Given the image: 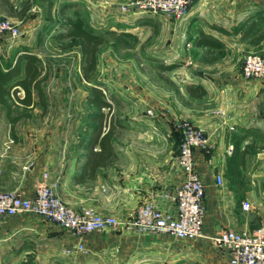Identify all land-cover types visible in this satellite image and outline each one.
<instances>
[{"label":"crops","instance_id":"obj_1","mask_svg":"<svg viewBox=\"0 0 264 264\" xmlns=\"http://www.w3.org/2000/svg\"><path fill=\"white\" fill-rule=\"evenodd\" d=\"M118 1L84 2L96 10L95 21L86 18L83 5L81 13L93 27L108 25L134 33L138 40L135 49L152 34V23L156 22L158 33L151 37L144 53L152 61L181 64L165 70L150 66L146 73L132 59L119 62L108 53L103 63L98 55L94 77L105 85L108 95H114L112 113L123 123L112 137L115 156L104 161L88 158L87 143L79 142L87 139L91 126L92 110H82L80 105L86 103L87 93L56 95L52 99L56 106L46 99L47 117L52 120L49 127L24 129L20 125L23 117L12 126L0 105V189L32 196L35 184L47 172L48 179L56 182L57 194L75 209L88 206L122 222L132 219L145 201L174 210L171 194L184 178L177 161L180 133L175 123L186 118L202 126L208 136L206 148L194 150L205 184L204 231L211 234L224 228L264 226V111L257 105L261 102L259 83L241 74L245 53L263 51L264 38L254 43L249 37L241 38V32H232L264 10V0H193L180 18L163 13L139 17L130 10L116 15L114 2ZM1 3L0 15H5ZM106 13L115 18H102ZM149 18L152 21H145ZM34 22H26L27 27ZM201 31L223 42L224 55L215 57V47L194 43ZM21 44L32 49L33 41L26 35L7 43L0 39V53L5 55ZM34 52L41 57L37 48ZM189 85L195 92L200 91L198 85L206 92L193 94L187 89ZM148 108L152 115L146 113ZM234 142L238 157L247 148L237 179L230 167ZM99 148L95 143L92 150ZM216 174H221V184ZM243 200H249V209L242 208ZM110 229L113 232H105L109 231L106 228L85 233L82 240L89 252L70 254L64 248L78 236L40 215L19 213L0 221V233L22 235L20 240H0V256L7 253L5 248L18 246V257L12 264L27 260L30 264H230L228 256L207 240L127 230L121 224Z\"/></svg>","mask_w":264,"mask_h":264},{"label":"built area","instance_id":"obj_2","mask_svg":"<svg viewBox=\"0 0 264 264\" xmlns=\"http://www.w3.org/2000/svg\"><path fill=\"white\" fill-rule=\"evenodd\" d=\"M192 2L193 0H126L120 8L180 18ZM20 21L1 17L0 35L16 40L22 34ZM241 74L246 79L264 78V50L249 52L244 56ZM103 91L108 98L106 90ZM17 93L20 97L23 96V90ZM146 113L152 115L153 110L148 108ZM175 126L180 133L177 161L184 178L173 188L171 194L176 205L174 210L160 208L145 201L138 206L132 219L122 222L115 215L102 214L88 206L75 209L62 200L56 192V182L50 181L47 172H43L34 186L32 196H25L17 190L0 189V221L19 213L30 212L55 222L78 236L77 241L64 248L70 254L89 252L82 240L85 233L121 224L127 230L168 233L185 240H207L215 250L228 256L230 264H264V226L251 230L224 228L211 234L204 231L205 184L196 166L194 150L206 148L208 136L202 126L186 118L178 119ZM216 181L218 184L222 183L221 174H216ZM250 206L249 200L242 201L243 209H249Z\"/></svg>","mask_w":264,"mask_h":264},{"label":"trees","instance_id":"obj_3","mask_svg":"<svg viewBox=\"0 0 264 264\" xmlns=\"http://www.w3.org/2000/svg\"><path fill=\"white\" fill-rule=\"evenodd\" d=\"M36 1L45 2L46 15L52 17L55 4L53 0H23L19 15L24 16L33 3ZM81 3L78 0H67L59 3L56 6L57 14L60 16L57 21L55 32L52 34L53 38L57 40L66 39L63 47L78 46L80 59L79 69L80 78L88 82L86 103L92 108L89 114L91 121L90 129H88V137L81 138L79 142L85 141L89 152L87 157L97 162L115 156L112 146V137L118 133L123 123L114 117L112 113V102L114 95H105V85L95 79L94 74L97 69V61L99 51L104 44L110 39L114 41L117 48H130L132 45H138L136 35L130 31L108 29L106 31H99L87 22V19L81 13ZM13 6V4L11 5ZM264 10H259L251 15L248 19L235 27L232 32H241V38H248L251 42H258L264 38ZM255 17V18H253ZM145 21H152L150 18ZM152 34L144 40V43L149 41L151 37L158 33V26L153 22ZM224 33L230 31L222 26H215ZM37 35V42L39 41ZM194 43L197 45L204 44L215 47L217 54L215 57L222 56L225 53L223 42L212 34L201 31L195 38ZM143 42L140 44L142 45ZM139 45V46H140ZM180 62H164L159 61L158 68L160 70L172 69L180 65ZM159 75L168 79L163 73ZM47 78V71H44L42 58L37 55L26 44H21L12 50L9 59H3L0 55V105L5 107L6 115L11 125L19 118L30 115L28 112H19L13 114V103L22 105L24 107L33 106L36 102L42 106L43 111L46 110L47 101L42 87L43 81ZM200 91L195 92L192 86H187V89L198 96L203 95L206 90L201 86ZM23 90V96L18 95V91ZM112 101V102H111ZM104 108H107L105 111ZM180 136V134H179ZM95 143H99V150H92ZM180 143V137H179ZM238 145L233 144L231 153V172L233 178L237 179L240 175V167L244 165V155L247 148L240 151L237 155ZM87 158V159H88ZM23 264H30L29 260Z\"/></svg>","mask_w":264,"mask_h":264},{"label":"rangeland","instance_id":"obj_4","mask_svg":"<svg viewBox=\"0 0 264 264\" xmlns=\"http://www.w3.org/2000/svg\"><path fill=\"white\" fill-rule=\"evenodd\" d=\"M55 4V8L53 9L52 17H47L46 15V9H45V2L42 1H36L33 3V6L31 7L30 11L26 12L24 16L19 15V11L22 5L23 0H11V4H15L16 8L14 9L11 7V4L9 5L8 0H2L1 3V9L5 10V15L1 14V17H10L15 20H19L22 18V21L19 22L22 34L17 38L19 39L21 36H28L31 37V40L33 41L32 49L35 51L37 48V52L40 53L42 58V64L44 71H47V78L43 81L42 87L45 93V97L48 101H52V99L56 95H74V94H85L87 93L88 83L83 81L80 78V69H79V49L78 46L73 45L70 47H63V44L66 43V39L57 40L53 38L52 34L55 32L57 21H59L60 16L57 14L56 6L67 0H53ZM79 1V0H78ZM81 5L87 9L85 12L86 18L88 17L91 21H95V15L96 10L95 9H89L87 6H85L84 2H87L86 4H91V2H99L100 0H80ZM105 1V0H102ZM126 0H121L116 3V7L118 8L117 12H114L116 15H121L122 12H126V10H123L120 8L122 2ZM113 5V7L115 6ZM91 10V11H90ZM115 11V9H113ZM84 12V11H83ZM139 14V17L146 16L147 14H150L149 12H137ZM93 14V15H92ZM158 14V13H157ZM13 15V16H12ZM15 15V16H14ZM102 16V15H101ZM108 16L110 19L115 18V15H111V13H106L102 16L106 17ZM112 16V17H110ZM34 22V25L32 27H27L26 22ZM99 31H106L110 29V27L107 26H97L95 27ZM29 30V31H27ZM37 35L39 36V41L37 42ZM0 38L3 42H12L8 37L0 35ZM152 40H149L147 42H143L142 45L139 46V49H135L136 46L132 45L130 48H117L114 41H111L108 39L106 44L102 46V48L99 51L101 60H103L105 55L108 53L117 61L119 62L121 60H125L126 62H129L131 59L134 60L135 64L139 66L141 69L144 70V72H149L148 68L150 66H156L158 67V63L160 60H154L148 55L144 53L145 48L148 44L151 43ZM13 50V49H12ZM12 50H9L8 53L1 54L3 59H9L12 54ZM261 52V51H256ZM249 53V52H247ZM245 53V55L247 54ZM244 55V56H245ZM244 59V57H243ZM129 60V61H128ZM255 81L259 83L260 89L257 93L259 97H261V102L257 105L259 106L260 111H264V78H254ZM54 81V83H53ZM261 95V96H260ZM36 102L33 106L30 107H24L22 105L13 103L12 111L14 113L19 112H28L30 115L23 116L21 119L20 125L24 129H28L29 127H49L52 126V120L47 117L46 110L43 111L42 106L37 101V96H35ZM50 105L56 106L58 104L54 103L53 101L50 103ZM82 106V110L89 111L92 110L91 107L87 105V103L80 104ZM106 111V110H105ZM111 111H113L111 109ZM255 168V166H254ZM252 168V170L254 169ZM251 170V171H252ZM255 170V169H254ZM253 170V172H254ZM252 172V173H253ZM115 229V227H114ZM113 232V229L109 228V231H105L107 233ZM9 240V239H22V235L20 234H4L0 233V240ZM7 253L5 256H0V264H12V262L18 257L17 253L20 250V248L17 246L15 247H7L5 248Z\"/></svg>","mask_w":264,"mask_h":264}]
</instances>
